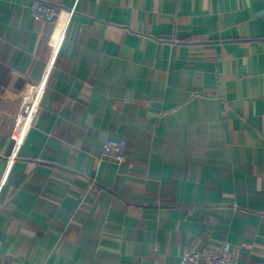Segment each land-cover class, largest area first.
<instances>
[{"label": "crops", "instance_id": "1", "mask_svg": "<svg viewBox=\"0 0 264 264\" xmlns=\"http://www.w3.org/2000/svg\"><path fill=\"white\" fill-rule=\"evenodd\" d=\"M32 1L0 0V252L264 264V0Z\"/></svg>", "mask_w": 264, "mask_h": 264}, {"label": "built area", "instance_id": "2", "mask_svg": "<svg viewBox=\"0 0 264 264\" xmlns=\"http://www.w3.org/2000/svg\"><path fill=\"white\" fill-rule=\"evenodd\" d=\"M72 12L73 10L69 11V16ZM30 13L36 19L52 22L59 15V9L41 0H33L30 4ZM126 148L127 142L124 139H107L102 145V153L111 162L120 164L125 160ZM0 264H12L9 255L0 252ZM178 264H237V250L230 242L223 243L215 255L186 247Z\"/></svg>", "mask_w": 264, "mask_h": 264}, {"label": "bare ground", "instance_id": "3", "mask_svg": "<svg viewBox=\"0 0 264 264\" xmlns=\"http://www.w3.org/2000/svg\"><path fill=\"white\" fill-rule=\"evenodd\" d=\"M40 89H41V87H38L37 90H35L31 94V98H29L28 101L26 102L24 113H23L24 119H28L31 116V114L33 112L34 105H35V103L38 99V95H39V93L36 91L40 92Z\"/></svg>", "mask_w": 264, "mask_h": 264}]
</instances>
